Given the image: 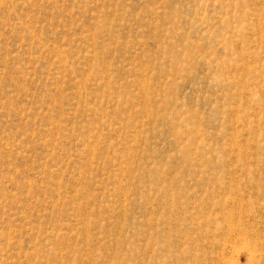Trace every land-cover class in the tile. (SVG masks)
I'll return each mask as SVG.
<instances>
[{"label":"rangeland","instance_id":"rangeland-1","mask_svg":"<svg viewBox=\"0 0 264 264\" xmlns=\"http://www.w3.org/2000/svg\"><path fill=\"white\" fill-rule=\"evenodd\" d=\"M263 38L264 0H0V264H264Z\"/></svg>","mask_w":264,"mask_h":264},{"label":"bare ground","instance_id":"bare-ground-1","mask_svg":"<svg viewBox=\"0 0 264 264\" xmlns=\"http://www.w3.org/2000/svg\"><path fill=\"white\" fill-rule=\"evenodd\" d=\"M260 20V19H259ZM258 21V20H257ZM262 26V25H261ZM247 32V31H246ZM264 39V38H263ZM251 41V40H250ZM260 52V51H259ZM108 74V73H107ZM86 79V78H85ZM140 82V81H139ZM146 87V86H145ZM255 90V89H254ZM251 94V93H250ZM135 98V97H134ZM144 103V102H143ZM144 106V105H143ZM148 111V110H147ZM238 114V113H237ZM146 115V114H145ZM238 120V119H237ZM247 122V121H246ZM73 123V122H72ZM122 124V123H121ZM247 124V123H246ZM247 126V125H246ZM142 128V127H141ZM137 130V129H136ZM141 130V129H140ZM134 131V130H133ZM98 136V135H97ZM132 137V136H131ZM94 138V137H93ZM133 138V137H132ZM130 142V141H129ZM124 143V142H123ZM197 144V143H196ZM236 144V143H235ZM135 145V144H134ZM228 146V145H227ZM134 147V146H133ZM132 149V148H131ZM139 149V148H138ZM193 151V150H192ZM103 152V151H102ZM93 153V152H92ZM91 153V154H92ZM138 153V152H137ZM127 159V158H126ZM92 160V159H91ZM130 160H132L131 158H130ZM119 161V160H118ZM130 166V165H129ZM131 170V169H130ZM149 175V174H148ZM163 175V174H162ZM118 181V180H117ZM119 181H120V179H119ZM103 183V182H102ZM122 183V182H121ZM118 184V183H117ZM125 184V183H124ZM116 185V184H115ZM122 185V184H121ZM123 186V185H122ZM128 186V185H127ZM118 187V186H117ZM126 188V187H125ZM113 189V188H112ZM127 189V188H126ZM57 190V189H56ZM58 191V190H57ZM123 191V190H122ZM76 193V192H75ZM59 196V195H58ZM124 198V197H123ZM68 199V198H67ZM126 203V202H125ZM115 204V203H114ZM117 204V203H116ZM125 205V204H124ZM118 208V207H117ZM118 209H120V208H118ZM118 211V210H117ZM116 212V211H115ZM126 213V212H125ZM123 217V216H122ZM40 225V224H39ZM87 230V229H86ZM122 230H123V228H122ZM88 235V234H87ZM88 237V236H87ZM86 237V238H87ZM106 237V236H105ZM117 237V236H116ZM66 248H67V246H66ZM65 248V249H66ZM37 256V255H36ZM63 262V261H62ZM93 262V261H92Z\"/></svg>","mask_w":264,"mask_h":264}]
</instances>
